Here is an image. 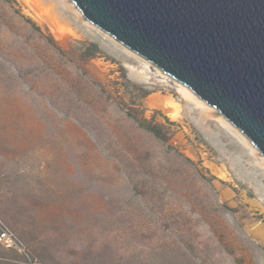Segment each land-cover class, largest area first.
Masks as SVG:
<instances>
[{"label":"rangeland","instance_id":"1","mask_svg":"<svg viewBox=\"0 0 264 264\" xmlns=\"http://www.w3.org/2000/svg\"><path fill=\"white\" fill-rule=\"evenodd\" d=\"M38 2L61 38L24 0H0V217L27 252L41 264H264L263 155L79 9ZM168 94L179 121L150 104ZM24 261L0 245V264Z\"/></svg>","mask_w":264,"mask_h":264},{"label":"water","instance_id":"2","mask_svg":"<svg viewBox=\"0 0 264 264\" xmlns=\"http://www.w3.org/2000/svg\"><path fill=\"white\" fill-rule=\"evenodd\" d=\"M186 85L264 156V0H71Z\"/></svg>","mask_w":264,"mask_h":264},{"label":"bare ground","instance_id":"3","mask_svg":"<svg viewBox=\"0 0 264 264\" xmlns=\"http://www.w3.org/2000/svg\"><path fill=\"white\" fill-rule=\"evenodd\" d=\"M24 1L29 6L35 20H37V22L39 24L50 23L51 25H53V27H56V29L51 27V30H52L54 36L56 38L62 37L64 32H63L62 28L58 25L56 20L52 18L50 11L45 10L43 8V6H41V4H39L38 0H24ZM65 1L69 4V6L71 8H75L78 10L77 6L71 0H65ZM78 14L81 18L86 19L83 17V14L80 11H78ZM130 53H132V52H130ZM144 63H145L146 67H150L148 62L145 61ZM185 86L186 85H179L178 86V89L181 92V94L187 96L188 98H189V96L191 98L195 97L196 94L191 89L189 90V87H185ZM198 98H200V97H198ZM150 104L152 107L162 110L165 113V115L167 117H169L172 121H179L183 118L182 106L179 103V101L176 98H174V96H172L171 94H168L167 96L155 97V99L152 100ZM209 111L210 110L208 109V112ZM212 111L214 112V108L213 109L211 108V112H209V113L212 114ZM218 118H219V116H218ZM234 128H235V126H234ZM238 131H240V130L238 129ZM239 133L242 135V136L241 135L240 136L243 137L244 141L248 145H250L255 151H259L255 146H253L251 144V142L248 140V138L241 131ZM263 160H264V156H263ZM207 167L211 170L212 174L216 175L222 181H224V182H230L231 181V175L225 166H223L221 164L216 165L214 163H208ZM260 210H261V212L264 213V207L263 206H260ZM255 235L260 239H264V228H262V226H258V230L255 233Z\"/></svg>","mask_w":264,"mask_h":264},{"label":"built area","instance_id":"4","mask_svg":"<svg viewBox=\"0 0 264 264\" xmlns=\"http://www.w3.org/2000/svg\"><path fill=\"white\" fill-rule=\"evenodd\" d=\"M0 245L6 249H13L24 257V264H41L36 258L32 257L23 242L13 230L0 217Z\"/></svg>","mask_w":264,"mask_h":264}]
</instances>
